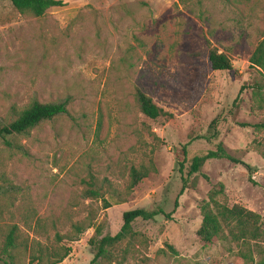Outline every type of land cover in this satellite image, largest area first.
<instances>
[{
  "label": "rangeland",
  "instance_id": "rangeland-1",
  "mask_svg": "<svg viewBox=\"0 0 264 264\" xmlns=\"http://www.w3.org/2000/svg\"><path fill=\"white\" fill-rule=\"evenodd\" d=\"M62 1L39 18L0 2V127L34 101L67 104L65 115L13 139L21 152L0 141V175L17 188L13 204L0 196V225L16 224L44 250L70 248L59 264L257 262L264 248V91L253 89L260 76L249 57L264 39V0H201L207 23L189 7L196 0ZM212 48L230 59V71L210 68ZM137 91L163 115L141 114ZM182 145L188 161L221 146L241 164L208 160L179 195L175 150ZM142 164L155 170L126 194L130 168ZM90 188L100 197L86 198ZM219 190V204L260 217L258 240L199 241L200 206ZM134 209L163 214L136 219L127 237L94 259L89 241L116 235L122 214ZM89 220L91 228L69 242L72 225ZM249 253L252 261L241 259Z\"/></svg>",
  "mask_w": 264,
  "mask_h": 264
},
{
  "label": "trees",
  "instance_id": "trees-1",
  "mask_svg": "<svg viewBox=\"0 0 264 264\" xmlns=\"http://www.w3.org/2000/svg\"><path fill=\"white\" fill-rule=\"evenodd\" d=\"M0 2L9 3L20 15H27L35 18L44 16L49 9L62 8L65 6L62 0H0ZM137 4L139 8L148 7V4L145 2H139ZM118 7L129 16H132V11L128 10L127 5L121 4ZM189 7H194L196 9L197 17L200 21L204 23L209 21L206 12L203 10L201 0L192 2ZM191 11L195 12V10ZM134 42L138 43L139 47H141L142 44L138 38H134ZM208 62L213 71L231 70L230 59L215 48L210 50ZM249 64L251 68L259 71L260 79L255 81L252 85L254 91L259 94L264 91V39L256 46L249 57ZM242 89L243 88H241V90ZM135 101L139 111L146 118L157 120L163 115L162 110L156 107L152 100L143 92H136ZM66 113L67 104L65 101L48 104L34 101L28 107L20 111L16 119L0 127V141H2L3 145L9 151L21 152V146L13 141L15 137L27 135L29 131L37 127L40 123L53 120ZM214 123L215 120L212 124ZM221 158H226L233 163H240L238 160L230 157L221 146H218L215 151H208L204 154L196 155L189 161L187 146L182 145L180 148H177L175 150V159L182 183L179 195L188 187L189 179L201 173V169L205 162L211 159ZM242 165L248 171L250 170L249 166ZM154 170L153 164H150L148 167L145 166V164L139 165L138 167H131L128 173L125 193L129 194L138 183ZM0 179L2 180V184H0V196L6 198L13 204L17 188L6 180L4 176L0 175ZM125 193L123 194L124 198L126 195ZM219 194H222V190L211 192L208 202L200 206L201 224L196 232L199 241L204 245H209L214 240L224 236H230L233 240L242 241L243 243L258 240L262 235L260 231V217L237 205L227 207L219 204L215 200V197ZM85 197L88 199H95L99 198L100 194L97 190H92L90 188L86 190ZM124 198H122L121 201H124ZM159 214H163V212L160 211L156 213L144 209H134L124 212L122 214V227L116 235L112 237H102L98 242H96L94 238L89 241V243L96 248L94 259L105 256L107 248L127 237L131 231V224L136 219L151 221ZM166 217L168 216L166 215ZM90 221L91 220L85 223L73 224L71 233L66 236L68 241H76L79 235L91 228ZM98 233V230H96V234ZM69 253L70 248L50 251L40 248L37 243L29 242L21 237L16 224L0 225V262L2 264H21L22 260H26V264H59ZM255 254L259 259L254 264H264V248L261 250L258 249ZM241 259L247 261L253 260L250 253L248 255L242 254ZM93 263L95 262H91V264Z\"/></svg>",
  "mask_w": 264,
  "mask_h": 264
}]
</instances>
